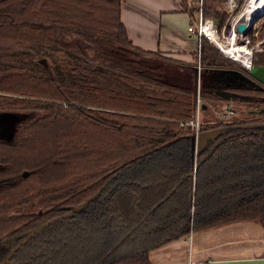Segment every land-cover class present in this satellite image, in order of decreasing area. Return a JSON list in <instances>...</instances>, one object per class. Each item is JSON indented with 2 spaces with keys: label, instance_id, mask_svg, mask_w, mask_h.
Segmentation results:
<instances>
[{
  "label": "trees",
  "instance_id": "trees-1",
  "mask_svg": "<svg viewBox=\"0 0 264 264\" xmlns=\"http://www.w3.org/2000/svg\"><path fill=\"white\" fill-rule=\"evenodd\" d=\"M120 7L0 0V114H23L13 138L0 136V264H148L150 246L189 232L244 220L264 227V86L202 87L197 75L204 101L254 108L204 120L200 132L216 134L192 149L185 122L196 86L166 82L139 61L145 51L128 38ZM200 10L228 30L216 0ZM260 48L251 65L264 66V39ZM200 64L247 74L205 38Z\"/></svg>",
  "mask_w": 264,
  "mask_h": 264
},
{
  "label": "crops",
  "instance_id": "crops-1",
  "mask_svg": "<svg viewBox=\"0 0 264 264\" xmlns=\"http://www.w3.org/2000/svg\"><path fill=\"white\" fill-rule=\"evenodd\" d=\"M201 2L121 0L120 19L127 36L135 47L145 51L139 61L160 67L166 82L184 87L197 84L196 56L198 52L200 56L204 37L194 29L199 12L202 14ZM206 72L202 87L221 78L216 70ZM147 259L148 264H264V227L255 220H244L189 232L150 246Z\"/></svg>",
  "mask_w": 264,
  "mask_h": 264
},
{
  "label": "rangeland",
  "instance_id": "rangeland-1",
  "mask_svg": "<svg viewBox=\"0 0 264 264\" xmlns=\"http://www.w3.org/2000/svg\"><path fill=\"white\" fill-rule=\"evenodd\" d=\"M248 2V0H216V3L220 6V8L222 10H224L226 12V20L225 22L229 25L228 30L224 31L223 29L221 30H217V34L219 39L222 42H225L229 39L230 36V26L233 22V20L235 18H237V15L241 12L242 8L244 7V5ZM263 14L259 15L253 22V24L247 29V31H245L244 33H240L237 31V36L235 37V41L238 45H246V48L249 51H257V50H261L260 48V43L263 41L264 39V33L262 35V37L259 36L260 34V27L261 24L259 23V20L261 19V16ZM212 19V18H211ZM264 19V18H262ZM213 23L214 26L216 27V22L214 19ZM244 23L245 22V18H240L238 23ZM217 28V27H216ZM253 29L254 33H253V37H255L254 41H252L249 36H248V32L249 30ZM215 46V44H213ZM217 47V46H216ZM240 49H242V47H240ZM220 51V49H219ZM222 53V52H221ZM207 68H200L199 70V77L201 79V83H204V76L206 72ZM223 83H228L229 81H232L235 84H239L240 80L237 78H225L224 80H222ZM202 103L205 106H202L200 109V119L201 122L205 121H209V120H215L217 119V115H216V111H219L222 107V103H209L207 101H204L203 99ZM206 104L208 105V109L207 111H205L206 108ZM227 104L233 109L234 111V115L233 117H245L246 116V109L247 108H254V106H248L246 108V106L240 104V103H236V102H227ZM23 117V114L21 113H1L0 114V136L3 138H7V139H11L15 136L16 131H17V126L18 123L20 121V119ZM218 120V119H217Z\"/></svg>",
  "mask_w": 264,
  "mask_h": 264
},
{
  "label": "water",
  "instance_id": "water-1",
  "mask_svg": "<svg viewBox=\"0 0 264 264\" xmlns=\"http://www.w3.org/2000/svg\"><path fill=\"white\" fill-rule=\"evenodd\" d=\"M262 13V11L260 12ZM264 13V10H263ZM260 15V14H259ZM258 15V16H259ZM257 16V17H258ZM253 20L251 21L249 26L244 25L243 23H240L236 26V30L240 33H244L245 31H247V29L253 24ZM245 47V46H244ZM216 74H219L221 76L220 80H224L225 78H237L240 80V85H257L260 86L263 85L264 86V66L263 65H251L250 68L246 69V73L244 74L240 71L237 70H233V69H220V70H216ZM219 94V93H218ZM222 96H230L228 94H221ZM205 106V105H203ZM214 134H216L215 130L212 131H204V132H200L197 139H195L194 135L191 136V148L194 149L198 144L202 143L207 137L213 136ZM24 174H26V172H24ZM98 193H95L94 195H92L90 198H88L86 201L76 205V206H71L67 212H65L63 215L53 218L49 221H47L46 223H44L43 225H40L30 231H28L19 241L18 243L15 245L14 248H16L17 246H19L20 244L24 243L25 241H27L31 236H33L35 233L41 231L43 228H45L46 226H48L49 224L57 221V220H61L63 218H68L71 217L75 212H80L84 209V207L91 201L93 200ZM14 240L11 241H6L4 243V245H9L10 243H13ZM9 257H6V259L4 260V262H6L8 260Z\"/></svg>",
  "mask_w": 264,
  "mask_h": 264
},
{
  "label": "built area",
  "instance_id": "built-area-1",
  "mask_svg": "<svg viewBox=\"0 0 264 264\" xmlns=\"http://www.w3.org/2000/svg\"><path fill=\"white\" fill-rule=\"evenodd\" d=\"M262 14H263V12H262ZM194 31L196 32V34L199 37H204L210 43H213L211 41L210 35L218 36L217 28L214 26L213 20L211 18H209V17H203L200 12H199V18H198L197 26L194 29ZM213 44H215V43H213ZM244 46H246V45H244ZM218 49H220V48L218 47ZM220 51H221V49H220ZM222 53L225 56H227L224 52H222ZM249 54H250V59H249L248 64L240 63V62L232 59V57H230V56H227V57H229L230 59L240 63L245 69H247V68H250V66H251L252 52L249 51ZM196 66H197V69L199 71V69L201 67L199 52H198V55L196 56ZM196 91H197L196 92L197 95H196L194 114L189 120H187L185 122V124L189 125L190 128L193 130V135H194L195 139H197V137H198V135L200 133V126L202 124L201 119H200V109L203 106V103H202V100H201L202 97L200 96L199 79H197ZM216 115H217V119L218 120H229V119H231L233 117L234 111L227 103H223L221 109L219 111H216Z\"/></svg>",
  "mask_w": 264,
  "mask_h": 264
},
{
  "label": "bare ground",
  "instance_id": "bare-ground-1",
  "mask_svg": "<svg viewBox=\"0 0 264 264\" xmlns=\"http://www.w3.org/2000/svg\"><path fill=\"white\" fill-rule=\"evenodd\" d=\"M264 9V0H248V2L244 5L241 12L237 15L230 26V36L229 39L225 42H222L218 36L210 35L211 41L215 43L217 47L221 49L227 56L232 57V59L243 63L248 64L250 59L249 50L244 47V45H238L235 41V37L237 36L236 26L240 18H245V22L243 23L246 26H249L251 21L255 20L261 11ZM242 47V49H240Z\"/></svg>",
  "mask_w": 264,
  "mask_h": 264
}]
</instances>
